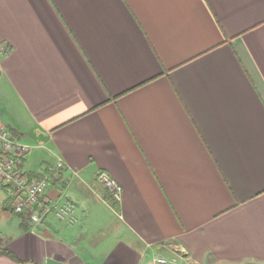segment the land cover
Returning a JSON list of instances; mask_svg holds the SVG:
<instances>
[{"label": "crops", "instance_id": "0c3cea01", "mask_svg": "<svg viewBox=\"0 0 264 264\" xmlns=\"http://www.w3.org/2000/svg\"><path fill=\"white\" fill-rule=\"evenodd\" d=\"M0 125L76 219L0 264H264V0H0Z\"/></svg>", "mask_w": 264, "mask_h": 264}, {"label": "built area", "instance_id": "2783aa9c", "mask_svg": "<svg viewBox=\"0 0 264 264\" xmlns=\"http://www.w3.org/2000/svg\"><path fill=\"white\" fill-rule=\"evenodd\" d=\"M28 147L14 139L12 134L0 125V187L10 197V208L14 215L27 213L31 224H38L48 215L68 226L75 223V207L71 201L45 200L44 196L54 171L63 169L58 161L55 168L41 179H28L24 171V157ZM97 181L109 192L111 198L119 202L121 187L106 173H99ZM163 258H156L149 264H166Z\"/></svg>", "mask_w": 264, "mask_h": 264}, {"label": "rangeland", "instance_id": "374dc122", "mask_svg": "<svg viewBox=\"0 0 264 264\" xmlns=\"http://www.w3.org/2000/svg\"><path fill=\"white\" fill-rule=\"evenodd\" d=\"M33 166H34V164H33ZM36 166L39 167L38 164ZM30 171L35 173V174H38L37 169L36 170H30ZM42 174L44 176L48 175L47 173H42ZM5 199H6V193H4L2 190H0V232L2 233L1 234L2 236L13 238L15 236L17 230L19 229L18 228L19 220L15 215L11 214L9 211H5V213L2 211V208H3L2 204L5 201Z\"/></svg>", "mask_w": 264, "mask_h": 264}, {"label": "trees", "instance_id": "16d2710c", "mask_svg": "<svg viewBox=\"0 0 264 264\" xmlns=\"http://www.w3.org/2000/svg\"><path fill=\"white\" fill-rule=\"evenodd\" d=\"M43 176H44L43 174L31 173V174H28V179H32V178L41 179V178H43ZM106 199L108 200V202L111 204V206L114 209H117V205H118L117 202L114 201L109 194L106 196ZM17 216H20V220H21L20 227H21V229L26 230L27 229L26 222L28 220L29 215L27 213H24V214L17 215ZM0 256H5V257H7L13 261H16L14 255L10 251L3 249V240L1 238H0Z\"/></svg>", "mask_w": 264, "mask_h": 264}, {"label": "water", "instance_id": "95a60500", "mask_svg": "<svg viewBox=\"0 0 264 264\" xmlns=\"http://www.w3.org/2000/svg\"><path fill=\"white\" fill-rule=\"evenodd\" d=\"M45 264H61L60 262H57L53 259H46Z\"/></svg>", "mask_w": 264, "mask_h": 264}]
</instances>
